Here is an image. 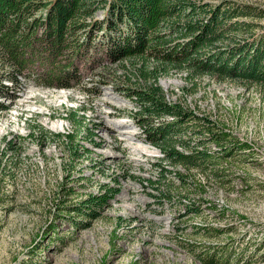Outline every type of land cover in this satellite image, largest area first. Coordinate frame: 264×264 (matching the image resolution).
<instances>
[{
	"label": "rangeland",
	"instance_id": "obj_1",
	"mask_svg": "<svg viewBox=\"0 0 264 264\" xmlns=\"http://www.w3.org/2000/svg\"><path fill=\"white\" fill-rule=\"evenodd\" d=\"M232 1L256 7L244 19L264 27V0ZM125 64H112L106 84L89 91L85 89L93 87L94 74L84 77L81 89L29 84L12 100L0 98L8 105L0 113V264H205V251L217 258L229 254L227 264H264V89L204 74L196 77L190 93L183 90L189 85L185 72L161 75L159 84L169 100H180L223 124L250 150L225 158L226 173L217 177L209 169L205 174L189 170L181 189L168 174L175 200L159 203L152 186L157 184L151 181L160 177L162 154L143 138L127 115L134 104L116 89L125 73L136 79L135 66ZM68 108L79 109L88 126L96 123L99 144H84L90 151L75 167H81L86 178L73 186L67 203L97 192L100 183L119 187L94 218L49 214L66 155L57 141L49 139L40 149L28 138L36 123L53 133L71 131L65 118ZM13 134L24 137L15 140L18 154H4L3 138ZM161 163L172 171L183 170ZM179 191L201 203L198 213L184 212L176 201Z\"/></svg>",
	"mask_w": 264,
	"mask_h": 264
},
{
	"label": "trees",
	"instance_id": "obj_2",
	"mask_svg": "<svg viewBox=\"0 0 264 264\" xmlns=\"http://www.w3.org/2000/svg\"><path fill=\"white\" fill-rule=\"evenodd\" d=\"M255 8L232 0L216 4L202 0H0V98L12 100L29 84L81 89L84 77L94 74L93 87L85 89L89 91L106 84L104 77L112 64L125 68V62H130L136 79L125 73L116 89L134 104L127 115L143 138L162 154L160 177L151 183L157 184L152 185L158 190L157 202H171L175 200L170 193L174 181L168 174L180 189L186 187L189 170L205 174L209 169L217 177L226 173L224 160L247 152L250 146L190 105L169 100L159 78L170 70L183 71L189 83L183 90L190 93L196 88V77L204 74L264 89V27L244 19ZM96 68L97 73L93 72ZM6 109L8 105L0 100V113ZM65 114L71 131L53 133L36 123L28 136L40 149L49 139L57 141L66 155L49 214L94 218L119 187L100 183L97 192H86L67 203L73 186L86 178L81 167H75L90 151L84 144L99 143L94 138L96 123L88 126L79 109L68 108ZM18 138L24 137H4L1 151L18 154ZM162 161L183 170L172 171ZM161 182L164 189L158 185ZM176 197L184 212L200 211L201 203L188 192L179 191ZM71 224L77 226L76 221ZM209 252H204L207 264H227L229 254L217 258Z\"/></svg>",
	"mask_w": 264,
	"mask_h": 264
}]
</instances>
